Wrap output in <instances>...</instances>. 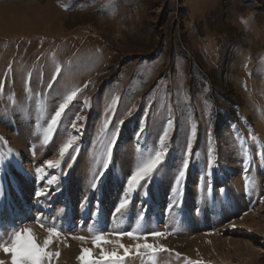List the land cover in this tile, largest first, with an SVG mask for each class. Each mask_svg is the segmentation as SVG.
I'll use <instances>...</instances> for the list:
<instances>
[{"label":"rangeland","instance_id":"1","mask_svg":"<svg viewBox=\"0 0 264 264\" xmlns=\"http://www.w3.org/2000/svg\"><path fill=\"white\" fill-rule=\"evenodd\" d=\"M12 3L48 7L45 26L40 27L48 35L40 39L41 34H35L41 43L38 48L45 50L35 53L34 59L40 69L49 66L54 70L47 84L34 94L22 88L26 97L19 102L15 91L0 95V210L9 206L5 202L8 197L22 196L19 176L29 174L32 168L44 167L46 180L59 177L46 162L52 160L66 168L73 154L61 158L59 148L72 135L80 137L72 165L95 161L97 170L98 164L108 159L109 168L117 166L113 175L120 176L126 164L129 170L122 178L127 175V181L138 166L129 159L133 161L134 154H153L171 118L167 166L158 169L163 175H177L187 140L196 129L182 197H174L178 206L173 208L183 216L187 212L188 222L179 223L186 228L181 234L186 241H172L168 246V234L162 228L166 237L149 242L162 248L140 254L149 261L157 257L177 260L162 264H264V0H0V6ZM82 50L83 59L76 60ZM91 54L97 62H90ZM57 66L61 72L49 88ZM58 80L65 81H61L63 86ZM56 84L61 91L51 97ZM76 88L81 91L63 116H69L68 120L44 143V130L55 109ZM85 99L89 103L86 109L81 107ZM78 112L87 117L80 122L79 133L71 127ZM142 122L144 131L138 139ZM117 124L119 138L109 158L107 145ZM109 168L104 173L103 192L109 188ZM33 175L36 178L35 172ZM120 185L124 190L125 185ZM163 194L157 207L168 210L170 193ZM235 194L237 199L220 206V198ZM100 201L93 196L90 204ZM33 204L18 207L29 215L52 214ZM150 206L141 201L142 210L150 212ZM13 208L17 211V206ZM22 217L18 214L6 224L21 228L15 224ZM164 219L159 222L165 224ZM248 224H253L257 233H245L242 229ZM5 228H0L1 241ZM208 243L213 246L207 248ZM144 262L141 264H148Z\"/></svg>","mask_w":264,"mask_h":264},{"label":"bare ground","instance_id":"2","mask_svg":"<svg viewBox=\"0 0 264 264\" xmlns=\"http://www.w3.org/2000/svg\"><path fill=\"white\" fill-rule=\"evenodd\" d=\"M46 10H48V7L46 5L45 6H39V5L30 6V4L28 3L27 4L26 3L25 4L24 3H12V4L0 6V83L4 84L3 90H0V95L4 93L10 94L12 91L13 92L15 91L16 92L15 97L17 98L16 101L19 102V100H22L24 96L26 97V94L23 95V92L21 90L22 88L33 91V94H34L35 93L34 91H38L37 89L42 87L43 84L44 85L47 84L50 77L52 76L53 68L51 69L49 68V66H47L48 67L47 69H45V67H43L44 69H40L39 68L40 66H38L39 64L35 62L36 59H34L35 53L39 52L43 48V47L41 49L38 48L39 47L38 44L40 42H39V39L35 38L36 37L35 34L36 33L41 34L39 35V37L40 36L44 37L48 35L47 31L46 32L40 31L41 29L40 27L47 20L46 15H49V14H45L47 13ZM37 13L40 14V17L36 15ZM43 26H45V24ZM15 37H22L23 40H16ZM41 37L40 39H44ZM43 45H45V43ZM44 50L42 49L41 52H43ZM60 50H61L60 52L64 53L65 51L64 45H61ZM84 52H85L84 50L80 51L79 54L76 55V60L77 59L82 60ZM91 55L93 56V58L91 59L90 62H97L98 59L96 58V55H93V54ZM59 56H61V54H59ZM50 60H51V55H50ZM61 81L57 83L60 84V86H63L61 85L63 84L61 83ZM62 82H65V81L63 80ZM58 84H56V86L52 88V91L50 90L51 94L49 95H51V97L55 95L56 90L58 92L61 91L58 88ZM34 97L35 95L33 96V98ZM23 101L25 102L26 100H23ZM27 102H28V99H27ZM46 102L47 101H45V104ZM27 106H28V103H27ZM68 118L69 116L64 117L60 122L62 123L61 125H64L65 122L68 120ZM157 127H154V128H157ZM23 133L21 134V137H23L24 135ZM32 133H35V132L32 131ZM33 138L36 139V135H34ZM15 140L17 142L19 141V138ZM57 140H59V137H57ZM94 148H97V147H94ZM95 153H97V151ZM133 157H134V160L131 161V159H129V162L132 165L133 164L139 165L140 162L143 161L142 159H146L148 157V153L144 152L138 156L134 154ZM93 162L89 160L78 161L76 164L72 165L70 169H68L67 166L65 165L66 168H64V171L68 172L66 176H62L63 169L61 167L59 166L54 167L57 171V175L59 174L58 182L55 183L53 186H51L50 189H48L47 196H41L39 200H37V198L35 197V192L37 188L46 187V184H45L46 179L38 180L37 178H35V176L33 175L35 170L33 171V168L29 172V174L20 175L19 178H21L22 180V188H21L22 196L19 197V195L15 194L14 195L15 199L13 198L9 199L8 197L5 200V202L9 206H7V208H3L0 210V228L6 227L5 228L6 235L1 237L2 241L0 240V242H3L5 239L10 240L12 232L14 230H17V229H12L13 226L7 225L6 223L8 220H12L13 217L17 216L18 214L23 216L22 221L24 223L20 219V220H17L15 225L17 226L22 225V227L32 228L38 240L41 243L48 235L46 231L47 227L56 226L64 234V236L61 237L58 242L54 241L50 245V248H49L50 251H52L53 253L57 251L59 252V256L58 257L54 256L51 261V264H81L80 260L78 259L79 257L78 253L80 252L81 247H87V248L93 249L91 238L93 237L96 231H103V232L108 233V232H118V231L128 232V231H132L133 229H136L138 232H151V231H162L165 228L166 233L168 234L166 237V241H167L166 244L168 246L171 247L170 244L172 241H182V242L186 241L181 236V234L183 235V229H182L184 228L182 227L183 224L181 225L179 223H180V220H183L182 222L184 221L186 223L188 222L187 212L186 213L184 212L185 214L183 216L182 211L181 210L179 211L178 208L176 209L171 208L170 210L169 209L160 210L157 207L158 204L163 201L162 200L163 199L162 196H164L163 193H166V192L171 193V189H172L175 177H176L175 174L170 175V176L163 175V173H160L161 170H157L156 174L155 173L153 174L154 176H156V181L153 180L152 182L148 184V192H150L151 194H149V196H144L142 193L138 191L136 195H133L131 197V203L126 207V209L123 210L121 213H118L114 216L113 215L114 209L116 208L119 202L121 194L123 193L122 186L120 184L125 185L124 181H126L125 177L127 175L124 178L122 177L123 175H125L124 174L126 173L125 171L129 170V167L126 164L123 165L125 168V170L123 168L124 173L118 176V175H113V173H115L117 169L116 164L110 165V168L108 171L109 177L106 181V184H107V187L112 188L113 190L111 191V193H108L109 188H107L106 189L107 192H103V187L101 186L102 184H104L103 181L105 180V177L103 176L101 178V181L99 182L98 187L95 189V191H93L92 184L96 181V177L99 175L101 171H104V173H106V170L103 169L104 161L98 164L97 170H96V164ZM166 162L169 163L168 161ZM172 164L177 165V162L174 163V161H172ZM164 166L166 168L167 164H163L161 166L162 170ZM95 170L96 172L94 173ZM115 186H117L118 188L114 189ZM115 190L116 191L119 190L121 192L116 194ZM26 194L27 196L25 198ZM32 194L34 196L32 198L29 197V195H32ZM93 196L97 197V200L98 199L101 200L100 203L102 205L95 204L91 206L90 200L92 199ZM137 196L139 198L138 203L136 202ZM85 199H86V203H84L82 206L81 202L85 201ZM169 199H170V195H169ZM232 199L233 200L237 199V194L229 198H220V201H221L220 206L223 207L225 203H228ZM140 200L144 201L145 206L147 204L151 205L150 212H146V209L142 210ZM44 201H47V202H45V204L43 205L42 202ZM105 201L106 203H104ZM33 203H37V206H35L36 208L45 207L50 212H52V214L50 215L49 214L45 215L44 213H41L42 214L41 219L45 223L44 228L40 227L39 224L35 223V219L32 218V216L36 217V215L38 214L37 212L29 215L28 211H26L25 213L23 209L18 207L19 204L22 206L23 205L29 206V205H34ZM13 206L15 207L17 206V211L13 208ZM97 206L98 208H100L99 214L94 216L93 214L95 213V210H97ZM182 206H184V203ZM8 207H9V210H8ZM90 214H91V217L89 216ZM163 217L165 218L164 219L165 224L164 223L162 224L159 222V220ZM89 225H92V229H93L92 231L89 230ZM242 230L247 234H251V233H257L258 229L254 227L253 224H248ZM74 236L75 237L85 236V237H88V239L86 241H81L79 239H74L73 238ZM110 239L114 240L116 239V237L113 236V237H110ZM150 239L151 238H149L148 242L154 241V240L156 241L157 239L159 240V238H153L154 240H150ZM137 242L143 243L144 241L143 240L134 241L128 238L127 236L123 237L120 240V243H123L124 245L134 246L135 243ZM208 245L213 246L212 243H208L206 245L207 248H208ZM217 245H218V242L215 246ZM241 246H244V245L241 244ZM114 247L115 245L113 244H107L105 245V250L111 251ZM244 247H247L246 244ZM119 251L121 254L123 253V249H119ZM141 251H144V250L141 249ZM99 252H100L99 248L93 249L94 256H98ZM132 258L133 260L131 261ZM0 259H5L6 261H10V257H6L3 252H0ZM173 259L176 260V258H173V257L172 258L157 257V258L150 260L151 261L150 262L148 260V257L145 258L142 256V254H139V255H130L129 257L125 259L124 264H130V263L141 264V263H145L144 262L145 260L146 262H148V264H162L163 262H167V261L172 262Z\"/></svg>","mask_w":264,"mask_h":264},{"label":"snow or ice","instance_id":"3","mask_svg":"<svg viewBox=\"0 0 264 264\" xmlns=\"http://www.w3.org/2000/svg\"><path fill=\"white\" fill-rule=\"evenodd\" d=\"M61 69L59 66L56 67L55 73L52 77V82L49 83L48 87H52V83L56 81V77L60 74ZM88 87V85H85ZM4 84L0 83V90H3ZM81 89L76 88L71 91L64 99L63 102L59 103L58 107L55 109L54 114L51 116L50 121L48 122L47 128L44 130V143H48L52 138V134L57 130L63 116L66 113L70 103L77 97L78 93ZM113 105H115L116 101L113 100ZM86 109L89 107L88 100L85 99L81 106ZM147 115V111H146ZM87 119L86 116L80 115L79 112L75 116V120L71 123L72 129L76 130L77 133L82 131V123ZM123 122L120 121L119 124ZM109 121L105 119L104 125L107 127ZM119 124L115 125L116 131H113L110 141L107 145L108 157L111 158L114 148L116 147L117 140L119 138ZM173 128V120L171 118L167 121V126L163 129L162 135L159 137V146L158 149L151 155H149L146 159H144L132 172L131 175L127 178L126 185L124 187L123 193L119 199V202L114 209L113 215L115 216L118 213H121L126 207L131 203V197L135 195L138 191L142 193L144 196L148 195V184L151 182L153 174L157 172V170L165 163V160L168 156L169 149L167 148V142L169 140V129ZM144 131L143 122L141 124L140 130L137 132V138L141 136V133ZM196 133V129H192V134L189 136L187 140V151L184 153L183 164L182 167L178 170L177 175L175 177L171 193H170V203L169 210L171 208L177 207L178 205L174 201V197H182V188L183 183L186 179L187 169L189 167V156L192 150V136ZM209 137L211 133L208 134ZM80 139L79 135H72L67 139L65 143L62 144L59 148V155L61 158L65 157L66 154L72 153L70 157V161L67 164V168L70 169L72 164L75 163L76 155H78L79 149L76 146V142ZM212 149L209 147V161L208 166L211 168L212 166ZM47 168H54L58 166V162H54L52 160H48L46 162ZM109 168L108 159L104 162V170ZM36 178L38 180H44L47 175L45 168L37 167L35 169ZM68 174L67 171L62 170V175L66 176ZM104 176V171H101L99 175L96 177V181L92 184V189L98 187L101 178ZM58 177L51 176L45 181L46 187L37 188L35 192V197L37 200L41 196L48 195V189L51 188L55 183L58 182ZM223 191V190H221ZM0 196H2V192H0ZM86 203L85 201L81 202V205ZM99 203H97L98 205ZM99 208L97 206L96 212L93 214L98 215ZM42 214L38 213L35 217V223L39 224L40 227L44 228L45 223L41 219ZM142 218V217H141ZM89 230L92 231V225H89ZM46 231L48 233L47 237L41 243L33 229L30 227H21L17 230H14L11 234L10 240H4L0 242V252H3L6 257H10V261H6L5 259H0V264H51L53 257H58L59 252L53 253L49 250L50 245L55 241L58 242L64 234L60 231L56 226L47 227ZM166 233L163 231H151V232H138L136 229L128 232H103L96 231L93 237L91 238V242L93 245V249L99 248L100 252L98 256L93 255V249L87 247H81L80 256L78 259L81 264H124V261L130 255H139L141 249L145 250L148 253H155L158 250V247L162 248V246H157L153 243H149V238H163L166 237ZM116 237V239H110V237ZM127 236L128 238L134 241L143 240V243H135V245H124L120 243V240ZM74 239H79L81 241H86L88 237L79 236L73 237ZM113 244L115 247L111 250H105V245ZM119 249H123V253L121 254Z\"/></svg>","mask_w":264,"mask_h":264},{"label":"built area","instance_id":"4","mask_svg":"<svg viewBox=\"0 0 264 264\" xmlns=\"http://www.w3.org/2000/svg\"><path fill=\"white\" fill-rule=\"evenodd\" d=\"M184 49L186 50V48L184 47Z\"/></svg>","mask_w":264,"mask_h":264}]
</instances>
